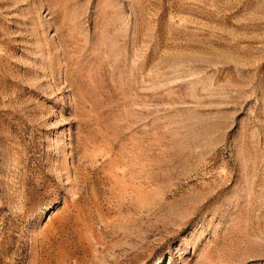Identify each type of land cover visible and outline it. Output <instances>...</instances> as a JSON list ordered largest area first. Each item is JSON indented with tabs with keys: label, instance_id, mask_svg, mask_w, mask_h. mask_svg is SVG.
<instances>
[{
	"label": "rangeland",
	"instance_id": "rangeland-1",
	"mask_svg": "<svg viewBox=\"0 0 264 264\" xmlns=\"http://www.w3.org/2000/svg\"><path fill=\"white\" fill-rule=\"evenodd\" d=\"M0 264H264V0H0Z\"/></svg>",
	"mask_w": 264,
	"mask_h": 264
}]
</instances>
